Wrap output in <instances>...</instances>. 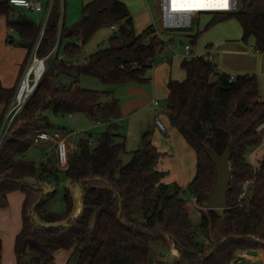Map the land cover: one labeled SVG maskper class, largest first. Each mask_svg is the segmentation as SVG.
Here are the masks:
<instances>
[{"label":"trees","instance_id":"obj_1","mask_svg":"<svg viewBox=\"0 0 264 264\" xmlns=\"http://www.w3.org/2000/svg\"><path fill=\"white\" fill-rule=\"evenodd\" d=\"M18 10L22 9L9 0H0V17L6 18L7 27L19 35L18 45L27 50L23 72L42 25L24 17L23 10L17 15ZM64 12L65 0H54L37 56L45 58L57 46L58 55L65 57L49 60L39 87L0 145V209L8 206L9 194L20 191L25 196L22 230L14 247L17 264H54L57 252L71 249L75 264H151L154 243L175 251L177 264H230L239 252H264V154L256 168L248 161L262 141L257 128L264 122V100L257 76L240 75L230 81L228 74L215 71L203 56L182 61L185 79L167 84L170 123L196 155V175L188 191L198 206L207 204L216 181L208 152L223 158L231 151L234 175L227 207L202 215L198 229L207 239L202 244L194 232L185 191L162 183L165 173L158 169L161 155L150 141L151 133L142 136V149L123 165L126 138L116 124L122 117L119 101L80 87L82 76L108 85L146 84L155 57L167 44L154 26L137 36L129 10L120 0H94L83 6L82 17L72 29L65 28ZM231 18L242 28V41L254 38L255 50L264 54V0H248L234 13H214L209 26ZM118 23L122 25L109 38V47L80 64L81 46L75 41L85 45L99 30ZM63 76L73 79L72 83L63 84ZM16 90L0 84V129ZM47 112L56 117L85 114L110 127L97 137L81 140L69 153L66 169L59 168L55 153L37 166L24 160L35 136L67 132L53 127ZM59 173L80 189V198L69 189L65 192L62 214L47 209L56 190L43 189L51 177L59 181ZM247 181H253L251 197L239 207Z\"/></svg>","mask_w":264,"mask_h":264},{"label":"rangeland","instance_id":"obj_2","mask_svg":"<svg viewBox=\"0 0 264 264\" xmlns=\"http://www.w3.org/2000/svg\"><path fill=\"white\" fill-rule=\"evenodd\" d=\"M90 1L91 0H65V28L72 29L80 21L82 17V8L83 6L90 3ZM120 1L128 7L130 15L133 17V19H138V17L136 16H141L142 14L149 13L151 15V25H153L159 33V38L167 44L164 52L161 54H157L155 59L158 58L159 61L162 60V62L168 65V68H170L171 78L174 81H183V79H185V73L181 68V63L185 60L184 53L186 46H189L192 49L193 57L213 56L216 60V64L220 68V71H223V73L228 75H231L229 71H236L235 67L238 65L237 63H239L234 57L229 55V53L232 52L234 55L235 51H241L238 48L239 45L244 49H247L249 55L252 52L254 54H261L256 52L255 46H252L253 50H248L251 47L253 42L252 40L254 38L249 39L247 43L241 41L242 28L236 19H227L225 21L209 26L213 19V14H201L196 20H194L193 26L190 29L164 30L161 25L159 0ZM144 10H146L147 12H144ZM44 15V13L37 15L36 13L31 11L25 12V16L35 23H38L39 19L43 20ZM143 25L144 24L133 26L135 34L137 36L143 33L144 30H146ZM99 32H97L83 47L82 54L79 57L80 61H83L89 54L95 51L107 49L109 47V35L111 37V34L113 32L108 35L106 28L101 29V31ZM10 36L14 41L18 40V36L16 33H10ZM233 48H235L236 50H233ZM237 48L239 50H237ZM62 50H64V48H62ZM261 55L264 56V54ZM63 57L65 56L63 55ZM222 65L224 67H227V70H223L224 67ZM152 73L153 71L148 72L147 74V76H149V78L151 79ZM252 75H254V73ZM257 79L259 85V94L261 98L264 99V76H257ZM72 81L73 79L69 77H61V82L63 84L70 85ZM142 85L145 87L152 85V80L150 83L148 82ZM123 86L124 85L104 84L99 79L89 76H82L80 78V87L82 89L114 96L115 99L119 101L121 111L123 110V112H125L127 104L124 101L127 99L129 92L126 91V87ZM137 98L143 99V96L138 95ZM157 99V102L159 103L158 106H154V103H151L149 105L144 104L143 108L136 115L127 116L126 114H122V117L116 122V124L119 126V132L126 138V153L122 155L121 160L123 162V165L129 164L132 160L133 153L135 151H138L139 149H142V136L145 133L150 132V141L152 142V145L157 149L158 153L161 155L159 159V167L161 171H159L165 173L162 183L167 185H178L185 191L184 198L187 201V210L190 214L191 221L194 226V232L196 233L197 241L199 243L205 244L207 243V239L199 231L198 224L201 221L202 215L206 214V210L203 207L199 206V208L195 206V204L193 203V197L188 191V185L192 181L189 183L187 182L188 180H186L188 178L190 179L191 171L193 172L194 176L196 175L197 162H195V166L194 168H192V159L190 158V154H187L186 152H183L182 149H180V145L178 144V141L176 139H173L172 146L169 143V140H167V138L170 137L169 133L173 128L167 113L168 97H164V95L161 94ZM46 116L50 119L53 127H55L56 129H64L67 132L73 134L68 139L70 152L74 147H77L81 140L87 139L90 136L97 137L101 133L106 132L110 127L109 124L105 123H101L100 125H98L97 122L92 121L85 114L56 117L52 112H47ZM156 118L157 120H160L167 129V132L165 133L158 131L160 137L154 135ZM174 130L176 129L174 128ZM176 132L177 134H179L180 138L184 140L177 130ZM153 141L157 142V144L155 145H157L159 150L154 145ZM52 153L53 146L51 144H42L40 147L33 145L31 150L25 154L24 160L33 162L37 166H39L41 163L46 162L51 157ZM257 156H260L259 152L257 153ZM252 161L254 163L256 162V160ZM59 168L61 170H64L61 167ZM58 176L59 181L55 180L54 177L46 180L43 183V189L45 192L56 190V196L49 202L47 209L50 212L62 214L65 211V192L69 189L74 194V196L77 197V195H80V189L77 185H71L69 180L63 173H59ZM33 182L34 180H31V183ZM14 194L16 195H13L12 198H15V196H19L18 194L21 193L19 192ZM15 202H13L12 204L13 213L20 210L19 204H15ZM35 220L37 224L41 223L37 215H35ZM9 233L10 232L8 230L4 229V232L2 234H4V236L7 235L8 237ZM5 240L6 243H8V239L5 238ZM63 254H65V252H63ZM63 254L61 253V255L59 254L56 256L54 264L76 263V257H72L71 255L73 253L70 254V252H68L67 257H65L66 259L62 257L64 256ZM150 257L151 264H177L176 261L178 256L177 253L172 249H169L160 243H154L151 246ZM28 260H30V257L28 258Z\"/></svg>","mask_w":264,"mask_h":264},{"label":"crops","instance_id":"obj_3","mask_svg":"<svg viewBox=\"0 0 264 264\" xmlns=\"http://www.w3.org/2000/svg\"><path fill=\"white\" fill-rule=\"evenodd\" d=\"M40 1L43 5V11L39 14L44 13L46 15L49 0H40ZM92 1L93 0H91L90 2H92ZM23 11L18 10L17 15H19V13L23 12V16L26 17L25 16L26 11L25 10H23ZM144 12H147V11L144 10ZM45 15H44V17H45ZM18 17L19 16H16V18H18ZM136 17H138V19L134 18L135 20L132 17L133 25L139 26L141 24H144L143 26L146 29L150 26H153V25H151V15L149 13L148 14H142L141 16L138 15ZM43 21H44V18H43V20L39 19L38 23H36V24L41 25L43 23ZM105 28L107 29L108 35L111 32H113L110 29V27H105ZM99 31H101V30H99ZM10 33H16V32L7 27V21H6L5 17H0V84L5 89H17L19 82L21 80L22 74L25 70L24 69L22 72V67H23L24 62H25L26 57H27V50L18 45L20 42L19 35L16 33L18 36V40L14 41L13 38L10 36ZM99 33H103V32H99ZM114 33L115 32H113L111 34V36ZM239 36H240V32H239ZM242 36H243V31L241 33V37ZM109 38H110V35H109ZM241 41H242V38H241ZM252 41H253L252 45L248 50H253L252 46H255V40L253 39ZM75 43L81 46V51H82L83 47L85 45L82 44L81 40H77V41H75ZM238 48L241 51H235L234 55L232 52L229 53V55L234 57L237 60V62H239V63H237L238 65L235 67L236 71H234V70L229 71L230 74L232 76H235V77L240 76V75H252L253 73H254V75L257 74V76H264V56L261 54H254L253 52L249 55L247 52V49H244L240 45L238 46ZM238 48H237V50H239ZM233 50H236V49L233 48ZM93 53H91V54H93ZM91 54H89L83 61H80V59H79L78 62L80 64H83L85 62V60H87V58ZM245 55L247 56V58ZM60 56L62 58H64L63 54H61ZM211 57H213V56H211ZM214 61L216 63L215 58H214ZM217 67H218V72H221L218 65H217ZM225 69L227 70V67L223 68V70H225ZM151 71H153L152 79L149 78V76H148V78L150 79L149 83L152 80V85L145 87L143 85H138V84L132 83V84H126L123 86V87H126V91L129 92V95H128L127 99L124 101L127 104V108H126L125 112H123V110H122V114H126L127 116H134L143 108L144 104L149 105L151 103H154L155 100L156 101L158 100L157 98L161 94L164 95V97L165 96L168 97L169 93H168V89H166V83L168 84V82L170 80H172L171 75H170V68H168V65L165 64L164 62H162V60L159 61L158 58H156L153 61V69ZM221 73H223V71ZM138 95L143 96V99H138L137 98ZM151 96H152V100H151ZM2 112H3V106L0 105V116L2 115ZM156 120H157V118H156ZM158 131L162 132V131L158 130L155 126V130H154L155 134L154 135L160 137V134ZM165 132H167V129H166V131H164L162 133H165ZM169 136L170 137L167 138V140H169V143L171 144V146L173 145V139H176L178 141V144L180 145V149H182L183 152L190 154V158L192 159V168H194L195 162H196V160H194V159H196V155H195L194 151L189 149L190 147L187 146L188 144H186V142L180 138L179 134H177V132H176V130H174V128H172V130L170 131ZM153 143H154V145L157 144V142H154V141H153ZM42 144H51L53 146V153H55V155H56V148H55V145L53 143L46 142V143H42ZM42 144H40L38 146L40 147ZM155 146L157 147V145H155ZM30 150H28L27 152H29ZM158 150H159V148H158ZM258 152L260 153L259 157L257 156ZM263 154H264V148H256L255 150H253L248 155V161L250 162L251 165H253L254 167H257L258 162L262 159ZM252 160H256V162L254 163ZM158 169L161 171V169L159 167V162H158ZM194 177L195 176L193 175V172L191 171L190 179L189 178L186 179V180H188L187 182L190 183ZM19 192L20 191H16V192L9 194L7 197L8 198V206L6 208L0 209V239L2 242V256L0 259V264H17L14 247H15L16 237L20 233V231L22 230V224H23L22 223V207H23V202H24L25 196L22 192H20L21 194H18L19 196H15V198H12V197H13V195H16L14 193H19ZM77 197L80 198V195H77ZM13 202H15V204L16 203L19 204L20 210L18 212L15 211L13 213V210H12ZM193 203L195 204L196 207H199L195 203L194 198H193ZM187 209H188V206H187ZM4 229H6L10 232L8 237H7V235L4 236V234H2L4 232ZM5 238L8 239V243H6ZM63 252H65V254H63ZM68 252H70V254H71V253H73V250L71 249L68 251H59L55 254V258L57 255H59V254L61 255V253L64 255L62 257L65 258V257H67ZM230 264H264V252L262 250L249 251V252H239L236 254L235 258L232 260V262Z\"/></svg>","mask_w":264,"mask_h":264},{"label":"built area","instance_id":"obj_4","mask_svg":"<svg viewBox=\"0 0 264 264\" xmlns=\"http://www.w3.org/2000/svg\"><path fill=\"white\" fill-rule=\"evenodd\" d=\"M10 4L18 9H22L25 11H31L36 14H39L43 11V5L40 0H9ZM54 0H49L47 12L44 17V21L41 24V32L39 40L34 47V50L30 56L28 64L22 74L21 80L15 92L14 98L10 103L5 117L2 128L0 130V145L5 137L7 131L10 126L14 122V120L23 112L24 108L36 92L37 88L40 85V82L44 78L47 69L49 60H53L58 58L61 60L62 57L58 55L57 46L56 48L45 58H39L37 56V49L39 43L44 34V30L46 27V23L52 8ZM212 3L215 5H223L227 3V7H189V5H194L197 3ZM242 6V0H205L201 2L190 1V0H159V7L161 13V25L164 30H185L190 29L193 26L194 20H196L201 14H214V13H234L240 10ZM202 9V10H201ZM205 9V10H204ZM216 9V10H212ZM122 24H114L110 26V29L113 32H117ZM155 28V27H154ZM156 30V29H155ZM156 35L159 37V33L156 30ZM184 58L192 59L198 58L193 57V51L189 46L185 47ZM206 60L210 62L215 71H218V67L214 61V58L211 56H207ZM230 81H233L236 77L229 75ZM155 106H158L159 103L157 101L154 102ZM98 125L101 123L98 122ZM155 126L158 130L164 132L166 131L165 125L160 121L156 120ZM257 133L262 137L261 144L257 148H264V122L258 126ZM73 134L69 132H61V131H53V132H41L37 134L33 140V145L38 146L42 143L51 142L55 145L56 155H57V163L58 166L66 169L68 166V159L70 153V146L68 144V139ZM93 142L90 139V143ZM73 149H77L74 147ZM256 168V167H255ZM253 181H247L243 188L242 192L238 198L237 205L242 207L246 204L252 193ZM196 203V200H195Z\"/></svg>","mask_w":264,"mask_h":264},{"label":"water","instance_id":"obj_5","mask_svg":"<svg viewBox=\"0 0 264 264\" xmlns=\"http://www.w3.org/2000/svg\"><path fill=\"white\" fill-rule=\"evenodd\" d=\"M248 0H242V4ZM146 151V149H143ZM208 157L215 165L216 181L211 193L208 195V202L204 205L205 210H224L227 207V194L229 192V183L234 172L231 168V151H228L223 158H219L212 152H208Z\"/></svg>","mask_w":264,"mask_h":264},{"label":"snow or ice","instance_id":"obj_6","mask_svg":"<svg viewBox=\"0 0 264 264\" xmlns=\"http://www.w3.org/2000/svg\"><path fill=\"white\" fill-rule=\"evenodd\" d=\"M189 7H227V3H224L223 5H215L212 3H197L194 5H189Z\"/></svg>","mask_w":264,"mask_h":264},{"label":"bare ground","instance_id":"obj_7","mask_svg":"<svg viewBox=\"0 0 264 264\" xmlns=\"http://www.w3.org/2000/svg\"><path fill=\"white\" fill-rule=\"evenodd\" d=\"M190 1H197V2H201V1H205V0H190ZM213 8V7H212ZM202 10V9H201ZM205 10V9H204ZM212 10H216V9H212Z\"/></svg>","mask_w":264,"mask_h":264}]
</instances>
